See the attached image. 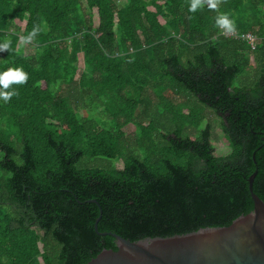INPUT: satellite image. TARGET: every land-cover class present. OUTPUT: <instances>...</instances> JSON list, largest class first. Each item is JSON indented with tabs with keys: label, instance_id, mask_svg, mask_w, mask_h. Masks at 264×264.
I'll return each mask as SVG.
<instances>
[{
	"label": "trees",
	"instance_id": "16d2710c",
	"mask_svg": "<svg viewBox=\"0 0 264 264\" xmlns=\"http://www.w3.org/2000/svg\"><path fill=\"white\" fill-rule=\"evenodd\" d=\"M189 3L0 0V71L28 75L0 101V264H84L115 249L94 230L99 209L98 231L132 241L227 225L251 210L255 169L264 201V0ZM218 13L255 48L220 34Z\"/></svg>",
	"mask_w": 264,
	"mask_h": 264
},
{
	"label": "water",
	"instance_id": "95a60500",
	"mask_svg": "<svg viewBox=\"0 0 264 264\" xmlns=\"http://www.w3.org/2000/svg\"><path fill=\"white\" fill-rule=\"evenodd\" d=\"M252 158L256 162L254 154ZM256 172L247 178L251 210L223 226L132 241L115 232L98 231L99 209L94 230L113 236L116 248H103L84 264H264V201L252 188Z\"/></svg>",
	"mask_w": 264,
	"mask_h": 264
},
{
	"label": "clouds",
	"instance_id": "9594fccd",
	"mask_svg": "<svg viewBox=\"0 0 264 264\" xmlns=\"http://www.w3.org/2000/svg\"><path fill=\"white\" fill-rule=\"evenodd\" d=\"M220 0H190L188 5L189 12H196L198 9L203 8L205 5L209 9L215 10L218 7ZM215 25L218 29L225 33L235 31V22L230 18L228 13H218L215 17ZM42 31L39 27H34L26 36H20L19 40L22 44L32 42L38 33ZM10 47V42L5 40L0 42V53L7 52ZM28 75L20 67L7 68L0 71V101L7 103L10 99L17 95V90L12 88V85H23L26 83Z\"/></svg>",
	"mask_w": 264,
	"mask_h": 264
},
{
	"label": "rangeland",
	"instance_id": "374dc122",
	"mask_svg": "<svg viewBox=\"0 0 264 264\" xmlns=\"http://www.w3.org/2000/svg\"><path fill=\"white\" fill-rule=\"evenodd\" d=\"M24 48V51L26 53H32L33 52V48L28 46V45H23ZM187 98V97H186ZM188 100H189V105L190 106H195L194 105V101L192 99V97H188ZM215 118V124H214V129L213 131L211 132V135H212V139H211V142L214 146V152L216 155H224L226 154L227 152H229L230 150V147L228 146V144L226 143L225 139H224V135L221 131V129L219 128L218 126V118L214 117ZM204 123H201L200 124V127L203 125ZM126 131H132V125H128L126 128H125ZM117 166L118 167H121V163L120 162H117Z\"/></svg>",
	"mask_w": 264,
	"mask_h": 264
},
{
	"label": "built area",
	"instance_id": "2783aa9c",
	"mask_svg": "<svg viewBox=\"0 0 264 264\" xmlns=\"http://www.w3.org/2000/svg\"><path fill=\"white\" fill-rule=\"evenodd\" d=\"M219 33L226 37H235L244 40L247 45L253 50L256 46V35L251 32L238 33L236 30L231 33H225L219 29Z\"/></svg>",
	"mask_w": 264,
	"mask_h": 264
}]
</instances>
